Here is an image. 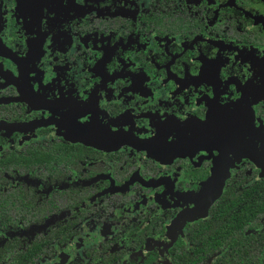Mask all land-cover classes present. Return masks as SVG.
Wrapping results in <instances>:
<instances>
[{
    "label": "flooded vegetation",
    "instance_id": "af4514ba",
    "mask_svg": "<svg viewBox=\"0 0 264 264\" xmlns=\"http://www.w3.org/2000/svg\"><path fill=\"white\" fill-rule=\"evenodd\" d=\"M261 133L264 0H0L10 264L263 253Z\"/></svg>",
    "mask_w": 264,
    "mask_h": 264
},
{
    "label": "trees",
    "instance_id": "16d2710c",
    "mask_svg": "<svg viewBox=\"0 0 264 264\" xmlns=\"http://www.w3.org/2000/svg\"><path fill=\"white\" fill-rule=\"evenodd\" d=\"M1 165L2 163L0 160V183L3 179ZM21 200L22 196L18 189H6L3 191L0 187V231L6 228V224L9 223L7 219H9L10 217V211L16 208L15 205L21 202ZM262 201L264 203V195ZM224 211L231 212V214H238V216L246 213V211L243 212V206L235 207L232 203H230ZM12 240L15 239L6 237L3 239L0 235V264H10V261H8L7 259L17 257L15 253H6L5 251L10 247ZM25 252L32 258H35L44 254L45 249L43 248V246L32 244L26 246ZM220 258L221 264H250V262H252L253 264H264V252L261 254H251V252L249 253L246 251H234L230 255H222L220 256Z\"/></svg>",
    "mask_w": 264,
    "mask_h": 264
},
{
    "label": "rangeland",
    "instance_id": "374dc122",
    "mask_svg": "<svg viewBox=\"0 0 264 264\" xmlns=\"http://www.w3.org/2000/svg\"><path fill=\"white\" fill-rule=\"evenodd\" d=\"M186 216H189L188 212L181 214V219H184Z\"/></svg>",
    "mask_w": 264,
    "mask_h": 264
},
{
    "label": "water",
    "instance_id": "95a60500",
    "mask_svg": "<svg viewBox=\"0 0 264 264\" xmlns=\"http://www.w3.org/2000/svg\"><path fill=\"white\" fill-rule=\"evenodd\" d=\"M260 135H261V136H264V133H261ZM263 138H264V137H263Z\"/></svg>",
    "mask_w": 264,
    "mask_h": 264
}]
</instances>
